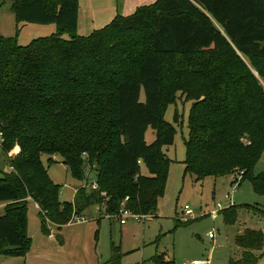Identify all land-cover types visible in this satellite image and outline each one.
Returning <instances> with one entry per match:
<instances>
[{
  "label": "trees",
  "instance_id": "16d2710c",
  "mask_svg": "<svg viewBox=\"0 0 264 264\" xmlns=\"http://www.w3.org/2000/svg\"><path fill=\"white\" fill-rule=\"evenodd\" d=\"M7 2L18 24H54L57 31L27 45L18 35H0L1 148L11 167L0 177V204L7 205L0 215V251L30 250L29 199L40 210L45 234L48 223L60 229L91 207H105L109 217L123 207L156 213L170 163L164 147L176 134L165 108L178 91L193 103L185 174L203 181L238 173L264 196V173L254 175L264 152V92L242 59L264 61V0H157L89 36L77 34L79 0H2L0 10ZM164 56H189L187 71L196 76L175 82L168 102ZM44 157L49 166L61 158L82 182L91 167L98 188L82 187L74 202L62 201ZM240 207L221 211L227 223L237 221ZM236 244L242 254L230 264H258L264 233L247 229ZM154 263L176 264L165 255Z\"/></svg>",
  "mask_w": 264,
  "mask_h": 264
},
{
  "label": "rangeland",
  "instance_id": "374dc122",
  "mask_svg": "<svg viewBox=\"0 0 264 264\" xmlns=\"http://www.w3.org/2000/svg\"><path fill=\"white\" fill-rule=\"evenodd\" d=\"M156 1L147 0L143 6ZM128 2L132 0H110L107 4L116 12L115 17H127L138 10V7L134 11L129 10ZM89 6L91 5L87 0L79 3L82 18L77 34L80 36H89L94 30L102 29L112 22L105 24L101 21V25H97L100 27L90 29L93 27L94 18L88 11ZM10 8L11 2H7L0 10V31L1 24L4 33L17 30L20 45L51 36L56 31L54 26L18 24ZM64 38L68 39L69 35ZM242 59L264 92V76L259 73L260 69L264 73V61L255 62L253 65L250 60ZM163 61L165 100L168 102L172 99L175 82H191L196 76L187 71L191 61L189 56H164ZM175 96L176 102L165 108L164 119L175 127L176 134L173 145L164 147L170 163L165 192L158 201L156 213L141 218L140 222L129 219L122 225L120 216L105 215V207H91L80 218L74 216L70 223L60 229L48 223L50 233L45 234L42 231L40 210L29 199L26 233L31 240L30 250L26 254L0 251V264H155L154 258L157 255H165L176 264L194 261H199L200 264H230L231 260H238L242 249L237 246L236 238L247 229L264 233V214L261 213L264 211V196L254 189L251 180L243 181L238 173L207 177L203 181H197L195 176L185 174V140L189 137V116L193 103L188 101L187 94L183 91L176 92ZM141 99L145 100L143 93ZM256 129L258 133H262L259 128ZM154 138L155 132L149 130L146 141L152 142ZM57 160L58 162L49 166L47 157L43 158L51 179L61 186V200L74 202L77 190L82 187H86V191L91 189L87 183H91L95 172L91 167H86L87 183L78 181L71 176L62 159ZM10 171L8 155L0 144V177L3 172ZM141 172L149 175L144 165ZM260 173H264V152L254 169V175ZM219 204L221 208H218ZM186 205L193 210L194 216L188 217L184 214ZM6 206L0 205V215L4 213ZM234 206L242 207L237 211V221L229 224L221 211ZM213 211H217L216 215ZM188 220L192 221L185 224ZM178 221H181V226H178ZM210 234H213V238L209 237ZM114 247H120L119 254L114 251ZM256 254L260 257L258 264H264V248Z\"/></svg>",
  "mask_w": 264,
  "mask_h": 264
},
{
  "label": "crops",
  "instance_id": "0c3cea01",
  "mask_svg": "<svg viewBox=\"0 0 264 264\" xmlns=\"http://www.w3.org/2000/svg\"><path fill=\"white\" fill-rule=\"evenodd\" d=\"M87 1H88L89 5H91V6H89L88 11H89L90 15L94 18L93 27L90 28V29H96L97 27H100V26H97V25H101V21H103V23L106 24L109 21H112L114 19L115 15H116L115 14L116 12H114L112 7L107 4V1H110V0H87ZM146 1L147 0H132V2H128L127 6H128V8H130L129 10L134 11L137 7L139 8V7L143 6L144 4H146ZM80 2H81V0H79V3ZM92 3H93V5H92ZM94 4H95V6H94ZM98 4L99 5L101 4V5L98 7V6H96ZM123 15H125V14H123ZM95 17H97V18H95ZM81 18H82V12H81V7H80V9H79V17H78V28L80 26ZM97 23H99V24H97ZM103 23H102V25H104ZM40 26H54L55 30L57 31V27L54 24H52V25H40ZM1 29H2L1 30L2 32L0 31V35L1 36H4V37H15L17 35V30H16V32L15 31L14 32L13 31H9V32H7L8 34L4 33L3 24H1ZM154 140H155V138H154ZM152 142H148V143H152ZM0 205H2V204H0Z\"/></svg>",
  "mask_w": 264,
  "mask_h": 264
},
{
  "label": "built area",
  "instance_id": "2783aa9c",
  "mask_svg": "<svg viewBox=\"0 0 264 264\" xmlns=\"http://www.w3.org/2000/svg\"><path fill=\"white\" fill-rule=\"evenodd\" d=\"M2 141H3V134L0 132V144H1ZM84 156H86V155H84ZM86 183H87V181H86ZM87 184L92 189H97L98 188V182H97L96 178H93L92 181H91V183H87ZM127 200H128V198L126 199V201ZM218 208H221V205L220 204L218 205ZM216 213H217V211H213V214L214 215H216ZM184 214L186 216H188V217L194 216L193 210L188 205H186L184 207ZM118 216H120V223L122 225H125L129 219H134V220L140 222L141 221V218L148 217V216H144V215L135 214V213L129 211L128 209L124 208V207L120 210ZM209 237L210 238H213V234H210ZM182 264H200V262L199 261H194L192 263L191 262H183Z\"/></svg>",
  "mask_w": 264,
  "mask_h": 264
}]
</instances>
